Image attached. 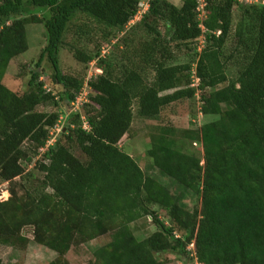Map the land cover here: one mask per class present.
Masks as SVG:
<instances>
[{
    "label": "trees",
    "instance_id": "obj_1",
    "mask_svg": "<svg viewBox=\"0 0 264 264\" xmlns=\"http://www.w3.org/2000/svg\"><path fill=\"white\" fill-rule=\"evenodd\" d=\"M138 3L0 0V178H34L24 173L22 163L44 148L38 183L32 189L23 186L19 198L13 192L0 201V244H13L21 228L31 225L33 240L57 254L47 264H68L63 256L76 238L91 239L111 229L110 240L94 250L91 264H160L159 255H184L191 243L200 264H264V6L206 0V16L199 21L196 0H182L180 6L149 0L138 22L147 39L118 70L109 58L74 50L84 64L96 57L102 71L87 82L93 93L80 110L88 128L81 126L76 112L67 120L74 127L60 131L45 147L59 114L36 110L54 98L39 80L43 61L50 63L51 81L69 107L82 86L81 77L63 73L59 64L70 22L82 14L122 31ZM235 7L238 18L233 23ZM28 23L42 24L46 42L34 60L29 90L18 95L1 79L10 59L28 47ZM230 35L233 43L227 50ZM199 38L204 43L194 48L198 88L210 89L201 94L200 112L217 118L203 123L198 135L185 133L191 142L199 141L202 156L178 146L173 126H158L146 150L154 167L199 200V208L188 210L166 186L144 175L118 142L131 126L133 101L139 117L153 119L165 106L194 96L189 85L193 67L168 63L167 45ZM228 61L238 64L231 80L225 71ZM147 69L153 72L151 80ZM72 142L85 161L72 153ZM152 205L166 212L167 223ZM142 217L151 218L157 230L137 239L130 224Z\"/></svg>",
    "mask_w": 264,
    "mask_h": 264
},
{
    "label": "rangeland",
    "instance_id": "obj_2",
    "mask_svg": "<svg viewBox=\"0 0 264 264\" xmlns=\"http://www.w3.org/2000/svg\"><path fill=\"white\" fill-rule=\"evenodd\" d=\"M170 3L180 6L182 0H167ZM149 0H139V15L130 20L122 31H116L113 28L98 24L93 19L77 14L69 24L67 31L63 37L64 43L59 51V64L63 73L78 76L82 79V86L77 93V99L73 100V105L65 107L60 100L58 90L59 86L53 85L51 81L52 68L50 63L45 59L42 63L39 80L43 83L44 89L50 91L54 98L48 102L38 105L36 110L42 112H57L59 114V122L57 121L59 130L54 133L57 137L60 131H66L73 128L74 124H68L67 120L73 117L74 113L79 112L81 126L85 120L81 107L89 102V95L93 91L89 88L87 82L102 71L98 68L97 56L101 58H109L115 65V71L119 66L126 62L127 58H135L133 50L138 49L139 43L147 39V35L142 26L138 25L142 15L147 11ZM233 23L238 18L237 8H233ZM42 14L38 11V15ZM159 27L161 28L160 24ZM27 49L14 56L8 62L1 82L12 92L18 95L29 90L28 80L31 75V69L34 68V60L37 58L40 50L46 42L45 30L41 23H28L26 25ZM204 38L187 44L175 45L173 42L167 45L168 63L171 64H190L193 66L197 59L194 48H201ZM232 35L226 42L228 50L232 45ZM98 53L96 55V49ZM82 49L83 51L96 56L88 64L81 63L74 57V50ZM197 50V49H196ZM99 69V70H98ZM226 75L229 80L236 77L238 64L234 61H228L225 66ZM146 76L148 80L153 77V72L147 69ZM194 80L190 77V84L196 90L191 98H185L180 101L173 102L165 106L160 114L153 119L139 117L137 114L136 100L133 101V120L131 126L118 142V146L127 154H129L143 171L144 175L156 179L159 183L166 186L169 191L177 199L178 203L190 210L193 207L199 208L200 202L195 195L181 187L172 179L163 175L156 167H154L152 159L148 157L146 150L149 147L150 136L155 133L158 126H173L176 129L175 139L179 147L185 151L191 152L198 157L202 156L199 141L191 142L187 138L188 132L198 135L199 128L203 123L212 121L217 115H203L200 112L201 94L210 90H200L195 86ZM189 84V85H190ZM227 82L219 84L216 88L226 85ZM78 123V122H77ZM48 138H52L49 134ZM64 142V140H62ZM26 146V144L24 143ZM72 153L82 161L86 160L85 155L80 151L75 142L68 143ZM44 148L39 149V153L35 154L28 163L23 162L24 173H31L34 178L25 180V177H14L12 180L4 181L0 178V201L7 200L14 192L16 198L21 197L24 192L23 186L32 189L38 180L42 177V173L38 170V162L42 160L40 153ZM202 163V162H201ZM13 196V197H14ZM161 220L168 222L166 212L152 205ZM130 228L137 239H143L157 230L156 225L149 217H142L130 224ZM112 230L96 236L91 239H79L71 244L69 250L63 256L68 264H91L94 260L93 252L99 246L108 242L111 238ZM175 233L180 234L176 231ZM20 239L13 244H0V259L4 264H47L56 259L57 254L53 250L33 240V227L31 225L23 226L18 234ZM16 239V238H15ZM190 245L187 246L184 255L173 252H165L158 256L160 264H200Z\"/></svg>",
    "mask_w": 264,
    "mask_h": 264
},
{
    "label": "built area",
    "instance_id": "obj_3",
    "mask_svg": "<svg viewBox=\"0 0 264 264\" xmlns=\"http://www.w3.org/2000/svg\"><path fill=\"white\" fill-rule=\"evenodd\" d=\"M239 3L241 4H257V5H261L264 6V0H237ZM205 6H206V0H196V7H195V12H196V16L198 18L199 21H201L205 16H206V11H205ZM139 15V11L137 10L136 14L134 15L133 18H136ZM200 28L204 31V27L203 25L200 23L199 24ZM218 33V32H217ZM192 70H191V77L194 80V85L198 86L199 84V79L195 74V68L194 65L192 66ZM99 70V69H98ZM191 86V84H190ZM80 94V92L78 93ZM75 99H77V97H75ZM74 99V100H75ZM71 104L73 105V101L71 102ZM59 122V120H58ZM84 128H88V125L86 123V121L83 124ZM58 124L56 123L52 128H50L49 134L52 136V138H48L45 144V147H47L48 145L52 144L55 140L54 138V133H56V131H58ZM191 248H193V243L189 244Z\"/></svg>",
    "mask_w": 264,
    "mask_h": 264
}]
</instances>
